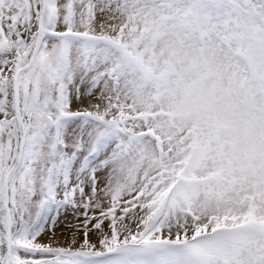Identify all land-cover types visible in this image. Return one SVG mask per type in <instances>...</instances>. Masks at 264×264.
I'll list each match as a JSON object with an SVG mask.
<instances>
[{
	"label": "snow or ice",
	"instance_id": "obj_1",
	"mask_svg": "<svg viewBox=\"0 0 264 264\" xmlns=\"http://www.w3.org/2000/svg\"><path fill=\"white\" fill-rule=\"evenodd\" d=\"M0 264H264V0H0Z\"/></svg>",
	"mask_w": 264,
	"mask_h": 264
},
{
	"label": "rangeland",
	"instance_id": "obj_2",
	"mask_svg": "<svg viewBox=\"0 0 264 264\" xmlns=\"http://www.w3.org/2000/svg\"><path fill=\"white\" fill-rule=\"evenodd\" d=\"M43 239H44V242H47V237H44Z\"/></svg>",
	"mask_w": 264,
	"mask_h": 264
}]
</instances>
